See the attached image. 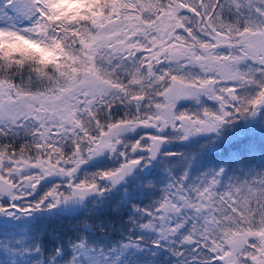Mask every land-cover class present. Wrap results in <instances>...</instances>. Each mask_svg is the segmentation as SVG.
<instances>
[{
  "label": "snow or ice",
  "instance_id": "snow-or-ice-1",
  "mask_svg": "<svg viewBox=\"0 0 264 264\" xmlns=\"http://www.w3.org/2000/svg\"><path fill=\"white\" fill-rule=\"evenodd\" d=\"M257 127L264 0H0V264H264Z\"/></svg>",
  "mask_w": 264,
  "mask_h": 264
},
{
  "label": "trees",
  "instance_id": "trees-1",
  "mask_svg": "<svg viewBox=\"0 0 264 264\" xmlns=\"http://www.w3.org/2000/svg\"><path fill=\"white\" fill-rule=\"evenodd\" d=\"M243 143L244 145H250L259 154L260 150L264 149V133H261L257 127L245 138Z\"/></svg>",
  "mask_w": 264,
  "mask_h": 264
},
{
  "label": "flooded vegetation",
  "instance_id": "flooded-vegetation-1",
  "mask_svg": "<svg viewBox=\"0 0 264 264\" xmlns=\"http://www.w3.org/2000/svg\"><path fill=\"white\" fill-rule=\"evenodd\" d=\"M194 107H195L194 102L185 105V108H186V109H187V108H194Z\"/></svg>",
  "mask_w": 264,
  "mask_h": 264
},
{
  "label": "rangeland",
  "instance_id": "rangeland-1",
  "mask_svg": "<svg viewBox=\"0 0 264 264\" xmlns=\"http://www.w3.org/2000/svg\"><path fill=\"white\" fill-rule=\"evenodd\" d=\"M61 190H63V189H61Z\"/></svg>",
  "mask_w": 264,
  "mask_h": 264
}]
</instances>
